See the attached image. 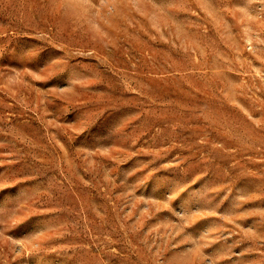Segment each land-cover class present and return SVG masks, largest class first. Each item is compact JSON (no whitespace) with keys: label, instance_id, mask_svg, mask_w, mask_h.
Segmentation results:
<instances>
[{"label":"rangeland","instance_id":"rangeland-1","mask_svg":"<svg viewBox=\"0 0 264 264\" xmlns=\"http://www.w3.org/2000/svg\"><path fill=\"white\" fill-rule=\"evenodd\" d=\"M0 264H264V0H0Z\"/></svg>","mask_w":264,"mask_h":264}]
</instances>
